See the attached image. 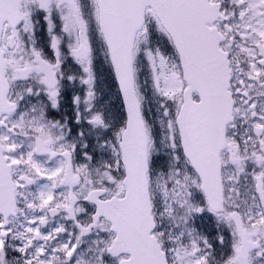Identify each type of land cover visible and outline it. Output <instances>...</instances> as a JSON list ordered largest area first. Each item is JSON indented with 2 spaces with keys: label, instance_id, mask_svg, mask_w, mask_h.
I'll return each mask as SVG.
<instances>
[{
  "label": "snow or ice",
  "instance_id": "snow-or-ice-1",
  "mask_svg": "<svg viewBox=\"0 0 264 264\" xmlns=\"http://www.w3.org/2000/svg\"><path fill=\"white\" fill-rule=\"evenodd\" d=\"M0 264H264V0H0Z\"/></svg>",
  "mask_w": 264,
  "mask_h": 264
}]
</instances>
